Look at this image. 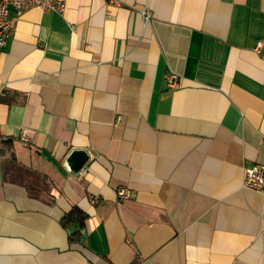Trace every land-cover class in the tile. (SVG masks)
<instances>
[{
  "label": "crops",
  "instance_id": "1",
  "mask_svg": "<svg viewBox=\"0 0 264 264\" xmlns=\"http://www.w3.org/2000/svg\"><path fill=\"white\" fill-rule=\"evenodd\" d=\"M63 2L0 52V264H264V0Z\"/></svg>",
  "mask_w": 264,
  "mask_h": 264
},
{
  "label": "built area",
  "instance_id": "2",
  "mask_svg": "<svg viewBox=\"0 0 264 264\" xmlns=\"http://www.w3.org/2000/svg\"><path fill=\"white\" fill-rule=\"evenodd\" d=\"M109 5L120 6L122 0H106ZM39 9L43 12L55 11L62 14L65 11V3L63 0H0V52L7 45L8 38L13 29L12 15L16 17L22 16L29 9ZM147 22L151 20L149 13H144ZM261 48L258 45L257 50ZM165 81L170 89H174L179 84V76L176 73L169 71L165 75ZM20 140L29 142L30 138L26 131L23 130L20 134ZM244 187L254 190L264 195V165L255 164L245 169ZM116 195L120 199H128L130 192L126 187L116 189ZM96 201V199H93Z\"/></svg>",
  "mask_w": 264,
  "mask_h": 264
},
{
  "label": "trees",
  "instance_id": "3",
  "mask_svg": "<svg viewBox=\"0 0 264 264\" xmlns=\"http://www.w3.org/2000/svg\"><path fill=\"white\" fill-rule=\"evenodd\" d=\"M19 175V184L25 186L33 197L39 198L44 194L51 197L50 192H48L47 183L45 182L46 185L43 183L42 176L38 175L29 168L21 166H19ZM87 218V214L77 207L72 208V210L63 217L62 223L64 227L78 225L80 228L79 231L74 233L71 240H80L82 237L81 231L85 226Z\"/></svg>",
  "mask_w": 264,
  "mask_h": 264
},
{
  "label": "water",
  "instance_id": "4",
  "mask_svg": "<svg viewBox=\"0 0 264 264\" xmlns=\"http://www.w3.org/2000/svg\"><path fill=\"white\" fill-rule=\"evenodd\" d=\"M90 160V156L86 151L74 150L66 160V164L70 172L74 175L80 173Z\"/></svg>",
  "mask_w": 264,
  "mask_h": 264
}]
</instances>
